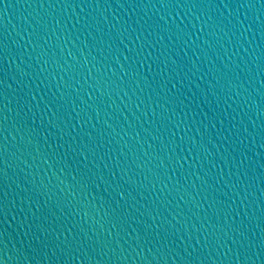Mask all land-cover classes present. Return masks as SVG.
Returning <instances> with one entry per match:
<instances>
[{"label": "water", "instance_id": "95a60500", "mask_svg": "<svg viewBox=\"0 0 264 264\" xmlns=\"http://www.w3.org/2000/svg\"><path fill=\"white\" fill-rule=\"evenodd\" d=\"M0 168L6 264H264V0H0Z\"/></svg>", "mask_w": 264, "mask_h": 264}, {"label": "snow or ice", "instance_id": "6c2138e0", "mask_svg": "<svg viewBox=\"0 0 264 264\" xmlns=\"http://www.w3.org/2000/svg\"><path fill=\"white\" fill-rule=\"evenodd\" d=\"M6 163H7V159H6V156H5L4 164H6ZM0 171H4V169L0 168ZM0 264H6V262L3 259H0Z\"/></svg>", "mask_w": 264, "mask_h": 264}]
</instances>
